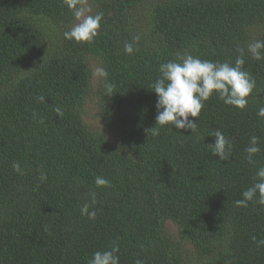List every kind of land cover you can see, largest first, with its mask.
Returning <instances> with one entry per match:
<instances>
[{"label": "trees", "instance_id": "trees-1", "mask_svg": "<svg viewBox=\"0 0 264 264\" xmlns=\"http://www.w3.org/2000/svg\"><path fill=\"white\" fill-rule=\"evenodd\" d=\"M84 6L103 14L91 45L64 38L76 23L65 0H0V264H87L114 243L120 264H264V246L252 239H264V206L235 204L264 166V60L246 52L243 68L256 79L247 108L213 96L194 134L156 126L151 88L177 53L234 65L237 47L264 40V0ZM94 67L107 78H95ZM105 82L115 84L112 96ZM89 95L98 96L99 125L85 122ZM215 130L231 141L227 161L206 146ZM252 136L256 166L245 153ZM96 176L111 186L97 188ZM85 203L94 220L81 215Z\"/></svg>", "mask_w": 264, "mask_h": 264}, {"label": "clouds", "instance_id": "clouds-1", "mask_svg": "<svg viewBox=\"0 0 264 264\" xmlns=\"http://www.w3.org/2000/svg\"><path fill=\"white\" fill-rule=\"evenodd\" d=\"M66 6L72 12L76 23L65 31L63 36L66 40H74L77 43H87L91 45L99 35L102 13L90 14L91 9L84 6V0H65ZM136 41L139 40L137 36ZM124 51L127 54L134 52L133 43H125ZM238 53L234 65L229 62H214L202 60L191 54H176V58L159 66V77L152 83L151 88L156 95V126H167L169 131L184 130L194 134L197 130V120L205 103L216 96L227 106L243 111L247 108L249 97L256 88V79L243 68L245 55L250 54L256 61L264 60V40H255L244 47H237ZM95 75L107 78L108 72L104 68H96ZM107 96H112L115 84L105 82ZM40 102L45 101V97H38ZM57 115L62 116L60 107L55 108ZM257 116L264 118V106L258 108ZM192 118V119H190ZM42 122V121H41ZM151 129L154 135L159 134V128ZM191 134V135H192ZM181 135V134H180ZM214 143L206 145L211 149L212 155L221 161H227L232 154L231 141L220 130H215L212 134ZM261 152L260 141L256 136H252L248 146L245 148L247 163L256 166L255 157ZM13 170L23 175V171L18 162L12 164ZM256 182L242 192V199L235 201L237 207H248L250 202L264 206V166L258 167L255 172ZM46 175L42 172L40 180H46ZM95 185L97 188L110 187L111 182L102 176H96ZM89 197L92 204L96 203V192H90ZM81 215L94 220L97 212L90 210V205H82ZM257 246H264V239L257 240ZM118 244H113L110 249L95 251L87 264H120ZM135 264H144L137 259Z\"/></svg>", "mask_w": 264, "mask_h": 264}, {"label": "rangeland", "instance_id": "rangeland-1", "mask_svg": "<svg viewBox=\"0 0 264 264\" xmlns=\"http://www.w3.org/2000/svg\"><path fill=\"white\" fill-rule=\"evenodd\" d=\"M86 7V6H85ZM94 71H93V75H95V70H96V67L93 68ZM97 77V75H95V78ZM97 82V79L94 80V84H96ZM97 97L98 96H92V95H89L88 97V100H87V103L85 105V110H86V114L84 115L85 116V122L87 124H94V123H98L101 124L99 121L96 122V120L93 118L96 116V114L94 115V108H95V104H96V100H97ZM172 233H174L175 229H174V226L171 224V223H168Z\"/></svg>", "mask_w": 264, "mask_h": 264}]
</instances>
